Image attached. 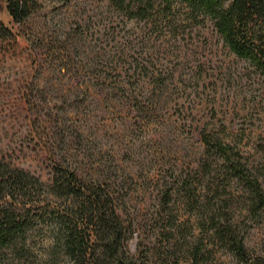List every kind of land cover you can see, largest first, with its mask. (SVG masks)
<instances>
[{
	"label": "rangeland",
	"instance_id": "1",
	"mask_svg": "<svg viewBox=\"0 0 264 264\" xmlns=\"http://www.w3.org/2000/svg\"><path fill=\"white\" fill-rule=\"evenodd\" d=\"M38 2L18 24L0 0L19 43L0 61V158L45 185L13 264H68L56 218L74 200L51 191L63 169L110 195L127 255L159 249L146 264H193L194 250L245 264L232 236L264 261V202L245 183L264 196V71L180 0L144 20L109 0Z\"/></svg>",
	"mask_w": 264,
	"mask_h": 264
},
{
	"label": "trees",
	"instance_id": "2",
	"mask_svg": "<svg viewBox=\"0 0 264 264\" xmlns=\"http://www.w3.org/2000/svg\"><path fill=\"white\" fill-rule=\"evenodd\" d=\"M172 1L175 0H109L126 17L140 20L151 15L157 2L168 5ZM180 1L186 3L195 15L209 17L235 55L250 59L264 71V0ZM39 6L38 0H6L8 14L18 24L26 21ZM18 44L15 33L0 21V61L15 54ZM245 183L262 204L264 196L258 182ZM51 191L55 195L71 196L74 200L73 209L56 218L60 227L55 241L67 254L68 264H146L150 261L148 255L159 251L154 246L139 251L137 256L127 255L125 233L110 195L86 185L73 171H56ZM44 193L45 185L38 177L0 158V264H13L29 254L26 234L35 222L32 214L35 202ZM39 218L42 219L43 215ZM226 226L215 224L214 235L221 240L227 234L232 236L234 231L230 225ZM93 242L101 245L95 246ZM231 242L233 250L245 264H264L260 258L248 261L246 249L236 236H232ZM163 253L173 254L166 250ZM190 256L196 264L197 251H191Z\"/></svg>",
	"mask_w": 264,
	"mask_h": 264
}]
</instances>
